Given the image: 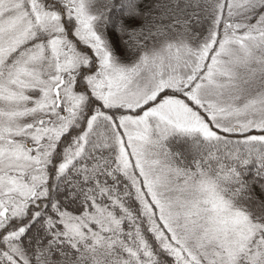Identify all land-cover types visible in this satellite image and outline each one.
Here are the masks:
<instances>
[{"label": "snow or ice", "instance_id": "6c2138e0", "mask_svg": "<svg viewBox=\"0 0 264 264\" xmlns=\"http://www.w3.org/2000/svg\"><path fill=\"white\" fill-rule=\"evenodd\" d=\"M0 264H264V0H0Z\"/></svg>", "mask_w": 264, "mask_h": 264}]
</instances>
